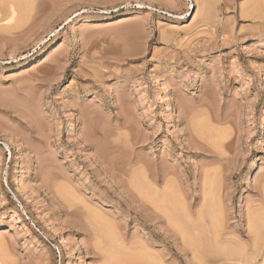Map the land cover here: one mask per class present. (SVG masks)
<instances>
[{
    "label": "rangeland",
    "instance_id": "rangeland-1",
    "mask_svg": "<svg viewBox=\"0 0 264 264\" xmlns=\"http://www.w3.org/2000/svg\"><path fill=\"white\" fill-rule=\"evenodd\" d=\"M261 201L264 0H0V264H264Z\"/></svg>",
    "mask_w": 264,
    "mask_h": 264
},
{
    "label": "bare ground",
    "instance_id": "bare-ground-1",
    "mask_svg": "<svg viewBox=\"0 0 264 264\" xmlns=\"http://www.w3.org/2000/svg\"><path fill=\"white\" fill-rule=\"evenodd\" d=\"M13 20H14V19H13ZM170 194H171V193H170ZM166 195H168V194H166ZM261 202H262V201H261ZM171 203H174V200H172ZM177 204H178V203L176 202V205H177ZM174 205H175V204H174ZM174 205H173V206H174ZM176 205H175V206H176ZM175 206H174V207H171V210H172V208H177V209H179L178 207H175ZM257 206H258V207H255V208L252 207L253 210H252V209L250 210V209L248 208V209H249L248 211H252V213H247V215H246V217H247V227H248V225H249V227L246 229V230L249 232V233H248L249 235H248V234H247V235H248V237L250 236L249 238H251L252 243H254V242L257 240L256 238L259 237L258 234H257V232L255 231L256 228H257V230H258V225H257V224H256V225H252V224H255L254 221L256 222V221L259 220V219H256V218L258 217V215H260L262 212H264V211H263V210H264V202L259 203V205H257ZM207 209L210 210V209L207 207V208H206V211H207ZM171 210H169L168 212L170 213ZM174 210H175V209H174ZM177 211H179V210H177ZM177 211H176V212H177ZM181 211H182V209H181ZM171 213H172V212H171ZM173 213H174V212H173ZM177 213H178V212H177ZM177 213H176V215H175V214L173 215V216H174V218H173L174 220H173L171 217H169V218H171V221H172V222H173V221L175 222L174 224L177 223L176 225H178V222L180 221V220H179V221L177 220V219H179V216H178V215H180V214L177 215ZM199 213H200V214H199ZM199 213L197 214V216H198V215H201L202 211L199 212ZM207 213H208V211H207ZM209 213H210V212H209ZM182 214H183V219H184V224H185V225L182 224V220H181V222H179V223H180V225H181V224L183 225V226L181 225L182 228H183V227L186 228V230H185V232H186L185 235H186V236L183 235L184 239H186L185 241H187L188 244H191V245L193 246V249H195V250H196L198 247H199V248H202L201 245H199L200 243H197V242L200 241L199 238H196V239H195L196 234H195V237H194V235L192 236L191 234H189V233H192L193 230H194L195 228H197V227H198V229H201L200 227H202V226H201V225L198 226L197 224H194V221H192V220H195V221H196V218H195V219H193V218L191 219V214H189V212L186 211V212L184 213V211H183V212H181V215H182ZM210 214H211V213H210ZM210 214H209V215H210ZM257 214H258V215H257ZM207 215H208V214H207ZM263 215H264V214H262L261 216H263ZM197 216H196V217H197ZM255 216H256V217H255ZM204 217H205V216H203V215L199 216V217L197 218V219H199V220H197V221H201V222H202L201 219H203ZM252 217H253V218H252ZM254 217H255V220H254ZM181 218H182V216L180 217V219H181ZM208 218H210V217H206V219H208ZM211 219H212V218H211ZM213 219H214V218H213ZM169 220H170V219H169ZM205 221H206V220H205ZM172 222H171V223H172ZM204 223H205V222H204ZM204 223H202V224L204 225ZM256 223H257V222H256ZM199 224H200V222H199ZM250 224H251L252 226H251ZM189 225H190V226H189ZM195 225H197V226H195ZM205 225H206V223H205ZM207 225H208V227H209V225H214V224H213L212 222L210 223V221H209V223H207ZM185 226H186V227H185ZM250 226H251L252 228H250ZM255 226H256V227H255ZM178 227H179V226H178ZM189 227H190V229H189ZM253 227H254V228H253ZM206 228H207V227L205 226V229H203V230H205V231L208 230V231H206V233H207V232H208V233H209V232L211 233V235H212L213 238H214V245H215V246H219V245H216V244H220V245L223 244L222 246L228 247V246H226V245H229V248H231V247H233V248H235V249L238 248L237 250H239V248H240L239 251H241V252H242V251L244 252V251L247 250V249H246V245H247V244L245 243V244H246L245 246H244V244L242 245L241 243H243V241L239 239V236H238V237L235 236V237H237V238H235L234 236H233L234 238L229 237V238H232V239H228V238L226 239L225 236H224L225 239L223 238V239H224V241H223V239H222L221 236L219 235V232H220V231L217 230L218 228L215 227L216 230L214 229V227H209V229H206ZM180 229H181V228H180ZM188 229H189V230H188ZM190 230H191V232H189ZM196 230H197V229H195V231H196ZM252 230L254 231V233H252ZM181 231H182V230H181ZM187 231H188V233H187ZM198 231H199V230H197V232H198ZM201 231H202V230H200V232H201ZM216 231H218V232L216 233ZM200 232H199V233H200ZM203 232H204V231H203ZM258 233H259V231H258ZM182 234H184V233H182ZM192 234H193V233H192ZM203 234H204V233H203ZM252 234H253V235H252ZM255 234H256V236H255ZM207 235H209V234H206V237H207L208 240H209V237H208ZM211 235H210V236H211ZM221 235H222V234H221ZM251 235L254 236L255 239H254ZM259 235H260V234H259ZM257 236H258V237H257ZM197 237H198V236H197ZM222 237H223V236H222ZM226 237H227V236H226ZM259 238H260V237H259ZM261 238H262V237H261ZM197 239H198V241H195V240H197ZM210 239H212V238H210ZM206 240H207V239H206ZM112 241H113V240H112ZM202 241H203V240H202ZM240 241H242V242H240ZM253 241H254V242H253ZM259 241H260V239H259ZM204 242H205V241H204ZM245 242H246V241H245ZM256 242H257V241H256ZM215 243H216V244H215ZM261 243H262V242H261ZM203 244H204V243H203ZM206 244H207V243L205 242V244H204L205 246L202 245L203 248L206 247ZM225 244H226V245H225ZM191 245H190V247H191ZM198 245H199V246H198ZM207 245H208V244H207ZM212 245H213V244H212ZM196 246H197V248H196ZM230 246H231V247H230ZM238 246H241L243 250L241 249V247H238ZM247 247H248V246H247ZM253 247H254V248L256 247V243H254V245L251 246V249H252ZM199 248H198V249H199ZM220 248H221V247H220ZM233 248H231V249H233ZM248 248H249V247H248ZM254 248H253V249H254ZM257 249H258V248H257ZM201 250H202V249H201ZM255 250H256V249H255ZM263 250H264V249H263ZM108 251H109V250H108ZM199 251H200V250H199ZM202 251H203V250H202ZM247 251H248V250H247ZM247 251H246V252H247ZM251 251H252V250H251ZM235 252H237V251H235ZM246 252H244V253H246ZM237 253H238V252H237ZM198 254H200V253H198ZM200 255H201V254H200ZM263 258H264V257H263ZM198 259H201V258H198ZM221 260H222V259H221ZM223 260H225V259H223ZM198 261H200V262H198V263H201V262H202V260H198ZM263 261H264V260H263Z\"/></svg>",
    "mask_w": 264,
    "mask_h": 264
}]
</instances>
